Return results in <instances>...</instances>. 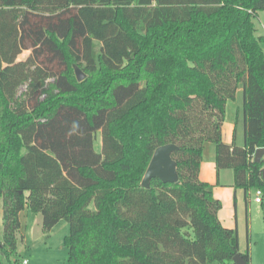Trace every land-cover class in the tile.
Segmentation results:
<instances>
[{"label": "trees", "instance_id": "trees-1", "mask_svg": "<svg viewBox=\"0 0 264 264\" xmlns=\"http://www.w3.org/2000/svg\"><path fill=\"white\" fill-rule=\"evenodd\" d=\"M260 11L264 0H0L1 258L16 264L27 209L44 233L67 223V264H250L199 167L211 143L245 206L252 189L264 197ZM239 90L243 141L226 144ZM169 144L178 182L142 188Z\"/></svg>", "mask_w": 264, "mask_h": 264}, {"label": "rangeland", "instance_id": "rangeland-1", "mask_svg": "<svg viewBox=\"0 0 264 264\" xmlns=\"http://www.w3.org/2000/svg\"><path fill=\"white\" fill-rule=\"evenodd\" d=\"M253 24L256 29V36H260L264 40V11L257 13L253 19ZM262 52L264 57V41L262 43ZM28 52H23L19 59H24ZM77 68V67H76ZM86 75V73H85ZM242 95L240 90L237 92L234 101L228 100L225 105V120L223 123L222 138L226 141L242 144L243 133L241 124L235 125L236 108L240 107ZM235 129V130H233ZM233 131V133H232ZM235 132V135H234ZM235 136V138H234ZM235 139V140H234ZM210 146V147H209ZM214 145L206 143L203 147L202 156L204 163L209 162L212 155L211 148ZM94 149H100V137L97 135L94 140ZM211 152V155L210 153ZM219 179H213L210 185L211 194L221 204V210L218 214V219L222 226L231 227L236 230L237 244L240 253L246 249V233L249 232V249H250V264H264V231L262 225V212L260 203L256 202L255 190L248 192L251 200L248 215L245 214V202L243 191L234 189V172L231 169L216 171ZM216 173L214 171V177ZM31 216V215H30ZM34 216V214L32 215ZM247 217V219H246ZM36 218L38 222H33ZM22 221L23 217H21ZM25 228L17 235V255L11 260L16 264H22L23 260L27 264H67L68 251L64 246V239L68 234V225L61 221L48 237L41 229V216L36 215L31 217ZM2 236V226H0V240ZM25 237V240H24ZM1 264H8L6 260L1 258ZM215 264V263H209Z\"/></svg>", "mask_w": 264, "mask_h": 264}, {"label": "water", "instance_id": "water-1", "mask_svg": "<svg viewBox=\"0 0 264 264\" xmlns=\"http://www.w3.org/2000/svg\"><path fill=\"white\" fill-rule=\"evenodd\" d=\"M74 74L77 82H81L85 75L78 69L74 68ZM177 146L169 144L158 147L152 154L150 162L145 170V173L141 180V187L144 189L149 188V182L152 179H158L164 184L177 183L178 176L176 172V163L172 160L171 154L177 151ZM264 156V148L257 149L254 153L253 161L259 163ZM262 179L264 180V169L261 170ZM264 199V197H263ZM233 264H246L240 255H236L232 258Z\"/></svg>", "mask_w": 264, "mask_h": 264}, {"label": "crops", "instance_id": "crops-1", "mask_svg": "<svg viewBox=\"0 0 264 264\" xmlns=\"http://www.w3.org/2000/svg\"><path fill=\"white\" fill-rule=\"evenodd\" d=\"M236 111H237V108H236ZM234 126H235V124H234ZM233 130H235V129H233ZM222 131H223V127H222ZM232 133H233V131H232ZM234 135H235V132H234ZM234 138H235V136H234ZM222 140L226 144H232L233 143V142H230V141H226L223 138H222ZM211 151H212V155H211V152H209L210 155H211V157L208 159L209 162H207V164H205L204 163V158L202 156V160H201L200 167H199V179L202 182H205V183H207L209 185H212L211 182L213 181L214 178H216V181L219 179L218 172H216L217 170L215 169V163H214L215 154H214V148L213 147L211 148ZM214 171L216 173L215 177H214ZM243 198H244V195H243ZM250 202H251V200L249 199L248 206L247 207L245 206V214L246 215H248V213H249ZM32 215L33 214H31L27 209H25L23 212H21L19 214V220H20V225H21L20 231H22L25 228V225H23V224H27V222L31 219V217H35L36 216V215H34V216H32ZM21 217H23L24 221H22ZM32 219H34L33 222L36 221L39 224V220H37L36 218H32ZM246 219H247V217H246ZM60 223H61V221L55 227H53L52 230H54L57 226H59ZM0 226H2V204H1V202H0ZM227 228L232 229L231 227H227ZM52 230L49 233H47L48 237H50L49 235L52 233ZM20 231H19V233H20ZM19 233H18V235H19ZM24 240H25V237H24ZM247 240H249V232L246 233V245H247ZM249 251H250V249H249Z\"/></svg>", "mask_w": 264, "mask_h": 264}, {"label": "built area", "instance_id": "built-area-1", "mask_svg": "<svg viewBox=\"0 0 264 264\" xmlns=\"http://www.w3.org/2000/svg\"><path fill=\"white\" fill-rule=\"evenodd\" d=\"M255 196H256V198H255L256 202L261 203L262 202V198H263L262 193L260 191H256L255 192ZM22 264H27V261L23 260Z\"/></svg>", "mask_w": 264, "mask_h": 264}]
</instances>
